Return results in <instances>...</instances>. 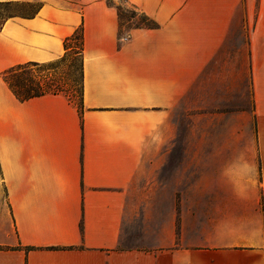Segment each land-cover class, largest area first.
Returning <instances> with one entry per match:
<instances>
[{
	"label": "crops",
	"instance_id": "crops-1",
	"mask_svg": "<svg viewBox=\"0 0 264 264\" xmlns=\"http://www.w3.org/2000/svg\"><path fill=\"white\" fill-rule=\"evenodd\" d=\"M9 1L41 6L0 27V264H264V0H127L155 27L125 32L108 0ZM82 22V114L61 94L19 100L2 73L62 57ZM178 111L237 115L255 137L195 138L187 183L170 169ZM160 193L154 244L121 247Z\"/></svg>",
	"mask_w": 264,
	"mask_h": 264
},
{
	"label": "rangeland",
	"instance_id": "rangeland-1",
	"mask_svg": "<svg viewBox=\"0 0 264 264\" xmlns=\"http://www.w3.org/2000/svg\"><path fill=\"white\" fill-rule=\"evenodd\" d=\"M75 2V1H74ZM109 3L113 4L118 8L121 14V20L123 25L124 32L127 31L130 27L143 23L145 21L144 17L141 13L127 0H108ZM40 4L38 1H25V2H14L11 5H3L0 7V14H22V15H31L36 10L37 6ZM78 66L76 63V67L74 68L75 76L78 77ZM245 76V93L242 96L241 91L242 85H239V82H236V103L235 108L240 109L248 106V93H247V84H246V76H247V68L245 66H237L235 67V73H242ZM239 85V86H238ZM238 101V102H237ZM176 120L179 123L178 137L185 139L187 143L185 144H176L172 146L171 153L172 154H182V161L171 160L170 169H175L181 163L182 167H186L188 170L187 183H191L192 177H190V170L193 169V154H194V139L206 136H236V137H255V129L253 121L251 122L250 130L243 129L242 125V117L235 115L233 118L231 117H222V118H212L210 114H201L195 115L191 112H176ZM246 121V119H245ZM234 125L233 128L230 126ZM205 147V146H203ZM2 181L0 177V236L3 235L4 230L10 227L12 229L11 218L8 210V206L5 200V193L3 188L1 187ZM159 196L158 207L159 215L152 216L150 221H147L146 218H143L141 215L138 218H133L130 224L127 227V233L124 235V238L121 243V247L128 246H140V247H148L154 244V240L150 234V230L156 229L157 226L161 225L162 221V207L163 205V194H157ZM176 194H167V202L170 198L172 202L173 196ZM181 195V194H178ZM170 196V197H169ZM150 228V230H149Z\"/></svg>",
	"mask_w": 264,
	"mask_h": 264
},
{
	"label": "trees",
	"instance_id": "trees-1",
	"mask_svg": "<svg viewBox=\"0 0 264 264\" xmlns=\"http://www.w3.org/2000/svg\"><path fill=\"white\" fill-rule=\"evenodd\" d=\"M14 2H0L3 5H11ZM111 4V3H110ZM113 5V4H111ZM41 3L31 15L0 14V27L6 17L21 15L31 17L37 13ZM121 19V14L116 7ZM141 13V12H140ZM145 22L135 26L153 28L155 23L145 14L141 13ZM122 22V20H121ZM83 22L72 34L64 39L65 52L62 57L45 63L27 62L14 65L6 69L2 76L8 83L15 96L21 100L43 95H64L76 104L80 114L83 112ZM78 66V77L75 76L74 68Z\"/></svg>",
	"mask_w": 264,
	"mask_h": 264
}]
</instances>
